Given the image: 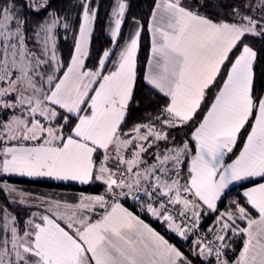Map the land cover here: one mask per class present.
Instances as JSON below:
<instances>
[{"label":"snow or ice","instance_id":"obj_1","mask_svg":"<svg viewBox=\"0 0 264 264\" xmlns=\"http://www.w3.org/2000/svg\"><path fill=\"white\" fill-rule=\"evenodd\" d=\"M20 3L0 0V111L13 112L0 122V174L99 182L105 193L75 204L42 200L45 212L22 226L0 209V264H192L118 198L143 193L141 207L187 240L202 212H218L229 185L245 180L253 184L245 203L233 201L235 210L219 213V228L209 230L216 241L239 233V256L222 259L228 245L211 239H197L195 254L214 253L216 264H264V0L233 7L230 21L202 15L184 0H161L148 24L146 70L137 56L139 22L118 52L105 50L88 68L96 12L92 0H81L79 38L64 65L56 56L58 17L50 14L29 36ZM21 7L40 14L51 5L27 0ZM125 9L117 0L114 42ZM141 80L166 104L156 123L125 132ZM157 123L187 127L190 137L177 144Z\"/></svg>","mask_w":264,"mask_h":264},{"label":"trees","instance_id":"obj_2","mask_svg":"<svg viewBox=\"0 0 264 264\" xmlns=\"http://www.w3.org/2000/svg\"><path fill=\"white\" fill-rule=\"evenodd\" d=\"M116 1L117 0H92V7H95L96 18L94 19L88 49L89 56L85 59V63L88 68H92L97 64L98 58L101 57L102 53L105 50H108L110 47H112V50L118 52L119 48H117V43L120 46H123L130 33L137 30V22H139L141 41L137 56L140 67L146 70V61L150 53V33L148 31V23L156 0H124L127 3V9L122 20L120 32L116 38V41L114 42L107 35L106 30ZM184 2L188 5H192L193 8L198 9L202 15L209 16L213 20L230 21V14L233 7H239L242 3H247L248 0H184ZM206 2L212 6L205 7L204 4ZM25 3H27V0H21V3L17 6V10L22 12L27 18L29 36H33L34 30L37 28V26L40 23H43L45 19H48L50 14L54 13L56 17H58L59 23L55 29L56 56L61 64H68L72 56L82 19V9L80 8L81 0H48V3L51 5V7L40 14H37L34 10L22 8L21 4ZM65 25H67V27H65ZM108 67L110 68L111 65L109 64ZM214 91L215 89L212 90V92ZM212 92H210L209 95H211ZM135 101L136 102L132 104L129 109V115L127 116V127L124 129L125 132L129 131L134 125L156 123V117L160 116L161 111L166 104L165 98L162 95L152 91L150 86H148L146 82L142 80L137 85L135 91ZM12 115L13 112L11 109L7 110V115L4 114V111H0V122L6 121ZM156 126L157 128L163 127L158 123ZM163 130L169 133V140L174 139L177 144H179L183 139H188L190 137V132L188 131L187 127L174 129L163 127ZM159 142H162L163 145H165V141ZM169 146H171V144H169ZM241 146L242 144L238 145V147ZM3 179L23 187H41L48 185L57 187L59 190L70 189L74 191H86V189H92L93 191H103L105 188V186L99 182L95 183L96 185H63L40 181L28 182L25 179L16 177L4 178L3 176H0V209L4 210L6 213H12L21 226L27 223V219L34 211L33 207L29 204L21 203V199L14 193H9L8 191L4 190L1 186V181ZM245 184L246 183L240 184V186ZM234 188H230V190L224 194L223 198L219 202L218 212H214L208 224V232L214 239L215 234L209 230L213 228H219V225L216 223L219 213L234 211L235 205L233 204V201H239L241 204L245 203L243 196L238 190H234ZM33 198L38 199L37 197ZM253 214L255 215V212H253ZM2 215L3 213L0 212V216ZM153 223H155L154 225L157 227L160 225H157V222ZM236 223L239 224L240 227H244L246 221H240L237 219ZM219 242L228 245L225 253L227 255L231 254L232 260H234L243 245V237L239 233L236 235L229 233L224 241ZM184 255L192 261V264H197V262H194L188 253L184 252ZM213 259L214 256L212 255L210 258L202 260L201 263L208 264V261H213Z\"/></svg>","mask_w":264,"mask_h":264},{"label":"crops","instance_id":"obj_3","mask_svg":"<svg viewBox=\"0 0 264 264\" xmlns=\"http://www.w3.org/2000/svg\"><path fill=\"white\" fill-rule=\"evenodd\" d=\"M123 2L126 4V9H127V3L126 1L123 0ZM161 0H156V3H155V6L153 8V10H155V7H156V4L157 3H160ZM117 3V1H116ZM115 3V4H116ZM115 6V5H114ZM95 9V8H94ZM126 9H125V12H126ZM152 10V12H153ZM113 11V10H112ZM152 15V13H151ZM151 21V16L149 18V22ZM81 23H82V19H81ZM80 23V24H81ZM93 24H94V20L92 21V29H93ZM149 24V23H148ZM114 27V24L112 23V12H111V16H110V20H109V23H108V27H107V30H106V33L107 35L112 39V36H111V28ZM80 28V27H79ZM150 33V32H149ZM91 34H92V31L91 33L89 34V38H88V49H89V44H90V39H91ZM79 38V30H78V34H77V37H76V40ZM150 39H151V33H150ZM113 40V39H112ZM76 43V42H75ZM109 49H112V47H110ZM108 49V50H109ZM75 52V46H74V49H73V52H72V55L74 54ZM103 55V53H102ZM101 55V56H102ZM150 55V53H149ZM72 57V56H71ZM86 59V58H85ZM71 60V59H70ZM70 62V61H69ZM66 70V69H65ZM242 147V146H241ZM227 159V158H226ZM0 176H3L4 178H8V177H16V178H20V179H25L27 180L28 182H50V183H54V184H63V185H70V184H73V185H82L78 182H62V181H57V180H54V179H51V178H47V177H27V176H20V175H17V174H0ZM258 179V178H256ZM243 183H246L245 185L243 186H240V184H243ZM47 185V184H46ZM1 186L4 190L8 191L9 193H14L17 197H19L22 201L23 200V203L25 204H29L30 206L33 207V213H44L45 212V208H46V205H41V201H39V203L37 205H34L33 202L36 201V199H34L33 197H31V193L29 190H27L25 187L23 186H20L18 184H15V183H10L8 181H6V179H3L1 181ZM253 184L248 181V180H245V181H242V182H234L233 184L229 185V187L225 190V193L230 190V188H234V190H238L240 192V194L243 196V193L244 191H246L248 188L252 187ZM41 187H45V188H49V187H53V186H41ZM57 187L55 188H52V189H56ZM11 189V190H10ZM62 191H65V192H75V193H78V197H76L75 199H73L72 201H69V200H64L63 202L60 201V199L58 197H56L62 204L63 203H67V204H75L77 203L81 196L82 195H103L105 193V191H93L92 189H86V191H74V190H70V189H60ZM224 193V194H225ZM224 194L222 195L221 199L223 198ZM53 198V197H52ZM244 198V196H243ZM221 199L219 201H217V209L219 208V202L221 201ZM245 199V198H244ZM44 200H56V199H50V198H44ZM119 202L123 207L127 208L129 211L133 212V214L135 215H139L141 219H143L145 221V223H148L150 227L154 228L157 232H159L161 235H163L166 239L169 240L170 243H172L174 246H176L180 251L183 252H186L183 248H181L178 244L175 243V241H173L174 239H178V238H182L180 236H178L177 234H175L174 232H171L170 230L167 229V226L165 224H163L161 221L157 220L156 218L154 217H151L147 212H144L146 211V209H139L138 207H135V208H131L129 207L128 205L124 204L123 202L121 201H117ZM33 203V204H32ZM142 204V202H140L139 204H137L138 206H140ZM143 209V210H142ZM209 212L211 211H208V210H205L202 212V215L203 214H208ZM32 213V214H33ZM214 213V212H213ZM11 216L14 217V215H12V213H10ZM32 214L29 216V218L27 219V221L29 219H33V216ZM257 218H258V214L255 213V215ZM153 222H157L159 223V227L155 226ZM246 226V224L244 225V227ZM172 238H174L172 240ZM185 241H187L185 239ZM243 247V245H242ZM241 247V249H242ZM240 249V250H241ZM194 252H195V246H194ZM237 256H239V252L237 253ZM236 256V257H237ZM200 258H203V259H206L205 257L203 256H199ZM207 258H210L207 257ZM235 260V259H234Z\"/></svg>","mask_w":264,"mask_h":264},{"label":"rangeland","instance_id":"obj_4","mask_svg":"<svg viewBox=\"0 0 264 264\" xmlns=\"http://www.w3.org/2000/svg\"><path fill=\"white\" fill-rule=\"evenodd\" d=\"M93 8H95V7H93ZM16 114L19 115V113H16ZM158 143H159L160 147L164 146L162 142H158ZM162 149H163V147H161V150ZM154 151H156L155 148L150 149V152H154ZM145 159H147L149 161V163L152 162V157L151 156H145ZM94 185H96V184H94ZM25 188H27V190L30 191V193H31L30 196L31 197L34 196V197L38 198V199H36L35 202H33L35 205L38 204L39 201L44 200V198H50V199L58 200L56 198V197H58L60 199V201L63 202L64 200L72 201L73 199H75L76 197L79 196L78 193H75V192H71V191L70 192H65V191L59 190L57 188L56 189H52V188H55V187L45 188V187H39V186H37V187H26L25 186ZM103 191H105V188H104ZM139 195H140V199L139 200H134L132 197H127V198L119 197L118 200L123 202L124 204L128 205L131 208L138 207L139 209H141L142 208L141 205L138 206L137 204H139L140 202L144 203L146 200H148V197L144 196L143 193H140ZM144 212H147V211H144ZM148 214L151 216L150 213H148ZM213 214H214L213 212H209L208 214H203L200 217V220L203 221V223L204 222L207 223V228H208V224H209L210 219L212 218ZM157 225H159V223ZM186 253H188V252H186ZM188 254L191 256L190 253H188ZM191 258L193 259L194 262H196L195 258H193L192 256H191ZM202 260H205V259L198 258L199 262L200 261L202 262Z\"/></svg>","mask_w":264,"mask_h":264},{"label":"built area","instance_id":"obj_5","mask_svg":"<svg viewBox=\"0 0 264 264\" xmlns=\"http://www.w3.org/2000/svg\"><path fill=\"white\" fill-rule=\"evenodd\" d=\"M188 237L189 238L187 239V241H185L184 238H178V239L173 238V239L175 240L176 244H178L181 248H183L186 252L190 253L191 256L196 259L197 264H202L201 261L200 262L198 261V258H200V257L198 255H196L194 252L195 241L197 239H203L205 242H207V240L211 239V240H213V242L216 246H219L220 244H222L219 241H216L210 235V233L208 232L207 223H205V222L203 223V221H201V220L199 221V225H198L197 229L194 230V233L190 232L188 234ZM226 248L223 249L224 252H225ZM213 256H214V259L212 261V264H216V259H215L214 253H213ZM221 258L232 260L231 254H229V255L226 254V255L222 256Z\"/></svg>","mask_w":264,"mask_h":264}]
</instances>
